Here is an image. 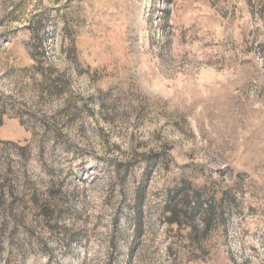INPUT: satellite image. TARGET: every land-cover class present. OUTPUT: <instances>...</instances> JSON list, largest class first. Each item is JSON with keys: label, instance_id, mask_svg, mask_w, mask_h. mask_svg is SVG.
Listing matches in <instances>:
<instances>
[{"label": "rangeland", "instance_id": "374dc122", "mask_svg": "<svg viewBox=\"0 0 264 264\" xmlns=\"http://www.w3.org/2000/svg\"><path fill=\"white\" fill-rule=\"evenodd\" d=\"M9 185L0 264H264V0H0Z\"/></svg>", "mask_w": 264, "mask_h": 264}, {"label": "trees", "instance_id": "16d2710c", "mask_svg": "<svg viewBox=\"0 0 264 264\" xmlns=\"http://www.w3.org/2000/svg\"><path fill=\"white\" fill-rule=\"evenodd\" d=\"M15 189L16 187L14 185H9L7 192H5V195L2 193V195L0 196V219L1 221L4 222V226L14 224L12 225L14 226L13 230L10 232V235L12 237H14L18 233V230L20 231L21 229H24L27 226V224L25 223L26 217L24 216L21 217L23 213L20 211V209L21 210L23 209L24 210L23 212L25 213L26 201L24 197H18L16 195ZM174 198L175 197L170 198L168 204L166 205V211L162 212L161 214V218L165 220L169 225L179 224L180 219L183 217L182 209H178L177 205L175 204ZM137 200L139 204L137 207V218L135 219L134 224L140 226L142 224L140 220V207H139V205L142 203L141 194L138 195ZM27 203L31 205L29 209L30 212H33L31 210L34 208L40 210L38 217L42 220V223L46 225V228L48 229L51 228L48 226H50L49 223L51 222L53 215L56 212L55 207L50 205L49 202L42 203L38 195H32L30 201H28ZM194 210L200 212L202 210L201 205L200 204L195 205ZM18 248H20V245ZM0 256H1V250H0Z\"/></svg>", "mask_w": 264, "mask_h": 264}]
</instances>
